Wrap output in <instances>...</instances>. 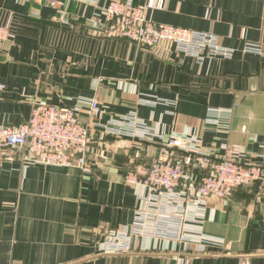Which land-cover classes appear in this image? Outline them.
<instances>
[{"label": "crops", "instance_id": "crops-1", "mask_svg": "<svg viewBox=\"0 0 264 264\" xmlns=\"http://www.w3.org/2000/svg\"><path fill=\"white\" fill-rule=\"evenodd\" d=\"M110 1L66 0L61 23L57 13L42 17L46 5L35 0H0V23L12 33L0 46V125L25 122L40 103L79 105L82 121L101 125L91 131L88 170L30 163L23 148H0V264H264L259 182L206 198L197 240L135 235L125 252L104 244L138 211L156 208L136 180L163 135L191 134L216 156L236 152L239 162L264 166V0H164L148 12L157 23L211 32L233 50L201 63L168 42L140 47L108 36L101 11ZM247 42L263 52L244 51ZM81 99H97V115ZM131 114L150 134L104 129Z\"/></svg>", "mask_w": 264, "mask_h": 264}, {"label": "built area", "instance_id": "built-area-1", "mask_svg": "<svg viewBox=\"0 0 264 264\" xmlns=\"http://www.w3.org/2000/svg\"><path fill=\"white\" fill-rule=\"evenodd\" d=\"M35 1L54 8L59 21L66 22V0ZM163 3L164 0H147L144 4H136L134 0H112L101 11V24L108 36L124 38L135 46L155 47L170 42L176 52L189 55L199 63L206 57L232 56L233 50L220 46L217 36L211 32L153 21L148 12L161 9ZM11 34L8 23H0V46ZM243 50L263 52L261 45L252 42H247ZM5 90L6 84L0 78V97ZM80 102L88 106L90 116L97 115V99H81ZM81 111L79 105L36 104L25 122L0 125V148L21 147L30 163L88 170L86 155L93 141L91 131L100 124L93 120L90 124L82 121ZM103 126L109 133L119 136L144 137L151 130L134 114ZM236 158V152L228 157L216 156L191 134L161 136L159 155L151 160L144 176L136 180L157 206L152 211H138L135 220L126 228L108 232L104 238L108 246L105 250L128 251L129 241L135 235L158 236L177 243L185 239L197 240L206 216V198H227L236 188L254 182L264 188V166L241 163Z\"/></svg>", "mask_w": 264, "mask_h": 264}, {"label": "water", "instance_id": "water-1", "mask_svg": "<svg viewBox=\"0 0 264 264\" xmlns=\"http://www.w3.org/2000/svg\"><path fill=\"white\" fill-rule=\"evenodd\" d=\"M56 10L54 8L48 7V6H43L41 8V16L46 17L49 14H55ZM4 44H7V42H4Z\"/></svg>", "mask_w": 264, "mask_h": 264}, {"label": "rangeland", "instance_id": "rangeland-1", "mask_svg": "<svg viewBox=\"0 0 264 264\" xmlns=\"http://www.w3.org/2000/svg\"><path fill=\"white\" fill-rule=\"evenodd\" d=\"M119 1H123V0H119ZM165 24V23H164ZM168 43H170V42H168Z\"/></svg>", "mask_w": 264, "mask_h": 264}]
</instances>
